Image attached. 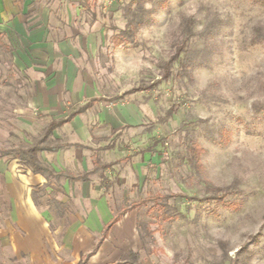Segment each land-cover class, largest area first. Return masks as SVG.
<instances>
[{
	"label": "rangeland",
	"instance_id": "rangeland-1",
	"mask_svg": "<svg viewBox=\"0 0 264 264\" xmlns=\"http://www.w3.org/2000/svg\"><path fill=\"white\" fill-rule=\"evenodd\" d=\"M7 1L27 27L46 26L53 40L77 45L80 71L105 99L98 108L122 116L101 137L102 145L114 147L97 152L102 162L118 160L105 169L111 184L101 186L96 172L93 188L113 213L137 203L133 250L143 263L264 264V6L250 0ZM141 19L125 44L113 45L129 20ZM181 42L171 76L161 79ZM17 48L14 33H0V160L7 165L16 159L2 152L36 142L44 131L31 143L8 134L23 110L40 116L27 103L31 84L15 66ZM139 84L151 87L123 95ZM172 105L176 111L168 116ZM13 172V180L0 172V264H29L8 240L19 229L11 193H28L20 171ZM211 194H225L234 207L194 199ZM156 195L172 196L156 202ZM46 200L43 194L36 206L50 228L65 227L88 204L69 198L74 216L66 211L59 218Z\"/></svg>",
	"mask_w": 264,
	"mask_h": 264
},
{
	"label": "crops",
	"instance_id": "crops-1",
	"mask_svg": "<svg viewBox=\"0 0 264 264\" xmlns=\"http://www.w3.org/2000/svg\"><path fill=\"white\" fill-rule=\"evenodd\" d=\"M18 12L17 6L9 4L7 0H0V33L8 35L10 31L17 38L18 48L13 53L15 66L30 82L32 92L27 103L38 107L40 116L33 119L27 113L28 108L23 110V115L16 118L18 125L8 134L31 143L51 120L66 117L71 110L91 98L97 100L52 130L49 137L56 140L55 144L60 147L50 151L43 150L39 154L41 161L57 172H92L86 181L70 180L65 176L59 178L63 192L56 194L57 200L66 202L72 198L75 202L83 199L88 201L84 213L74 216L72 210H66L74 217L66 222L65 227L50 228L44 219V213L32 199L31 189L45 187L48 192L51 190L49 186H45L46 178L39 173H32L26 166L18 163L17 159L18 162L14 160L8 165L0 160V172L5 174V178L13 180V169L17 168L20 171L17 174L20 186L28 190V193H11V199L16 201L13 217L19 229L11 231L8 240L15 253L28 256L29 264H78L95 247L105 225L116 214L107 205L105 197L95 193L93 175L97 171L93 172V159L98 157L99 149H104L101 137L115 131L123 118L119 113L114 115L98 108V104L105 99L96 93L80 71L75 61L79 54L77 45L67 39L53 40L46 26L27 27ZM99 97L102 99H98ZM96 109L99 110L96 112ZM116 161L118 160L108 162ZM67 212L64 216H59L55 210L54 214L61 218L66 217ZM135 222L136 214L132 209L124 212L111 225L95 252L87 257L86 264H94L93 260L102 254L105 259L99 264H144L141 256L133 250L139 241ZM122 249L126 250V255H121ZM131 252L137 253L133 259Z\"/></svg>",
	"mask_w": 264,
	"mask_h": 264
},
{
	"label": "trees",
	"instance_id": "trees-1",
	"mask_svg": "<svg viewBox=\"0 0 264 264\" xmlns=\"http://www.w3.org/2000/svg\"><path fill=\"white\" fill-rule=\"evenodd\" d=\"M254 3H258L260 5L264 6V0H250ZM134 15H137V12H132ZM138 16V15H137ZM141 18L143 19L142 14H140ZM139 16V18H140ZM141 20L137 21V24H133L131 22V20H129L127 22L126 27L124 28V30H122V32H120V34H115L112 39H113V45L114 46H119L122 44H125V38L124 37H131L134 35L136 29H137V25H139L141 22ZM183 47H184V42H181L175 49L174 54L171 56V58L164 64L163 66V73H162V78L163 80L168 79L171 76L172 70V63L177 61L179 59L180 54L183 51ZM148 87H151V85H145V84H139L135 87L130 88L129 90H126L123 95L133 92V91H138V90H144ZM122 97V96H120ZM98 99H102L101 97H99ZM97 98H91L88 101H86L84 104L78 106L77 108L71 110L66 117L64 118H59L56 120H51L47 126L44 128V131L41 135L40 138H38V140L36 142H33L31 144H28L26 146H21L18 148H12V149H8L4 152L1 153V156H6V155H10L11 158L17 159L21 164H23L24 166H26L28 169H30V171L32 173H39L41 175H43L46 180L47 183L45 186H49L51 188V190L48 192L45 187H39L38 192L37 191H33L31 193L32 199L35 202V204H40L39 201V197H41L43 194H47V204H50L55 207L56 209V214L59 216H64L65 215V211L68 210V204L62 201H59L55 198V195L59 192H63L61 185L59 183V178L62 176L67 177L70 180H79V181H86L89 179V175L90 173H92L91 171L88 172H83V173H79V174H72V173H63V172H57L55 171L51 166L47 165L46 163L42 162L41 159L39 158V153L43 150H54L57 149L58 147H60L58 144H50L48 142V137L51 134L52 130L55 129L56 127L62 125L63 123L69 121L74 115H76L77 113H80L81 111H84L87 107H89L94 101H96ZM176 111V105H172L170 106V108L167 110L166 115L170 116L173 112ZM163 117H159V120H162ZM113 144H106L103 146L104 149H109L112 148ZM114 162H101L99 160L98 157H95L93 159V164H94V168H93V172L97 171L99 178H100V185L103 187H109L111 184V180L106 176V174L104 173L105 169L110 167ZM172 195L169 196H165V195H156L154 197H152V199H155L156 202H158L159 198H168ZM181 197H183L182 195H179ZM190 199H192L193 197H189ZM194 199H201V200H213L214 202H216L217 204H222V205H226L228 208L230 207V209L232 207H234V204L231 200H226L225 199V194H211V195H207L203 198H194ZM137 205V203H134L132 205H130L127 208H124L123 210H119L116 212V214L113 216V218L105 225L103 232L101 234V239L97 242V244L95 245V247L88 252L87 254H85L81 260L79 261L78 264H86V259L88 256H90L91 254H93L98 246V243H100V241L106 237L111 225L116 222L120 216L128 211L133 209L135 206ZM131 258H135L137 256V253L135 252H131L130 253ZM15 259V258H13ZM121 262H117V263H106V264H120Z\"/></svg>",
	"mask_w": 264,
	"mask_h": 264
}]
</instances>
